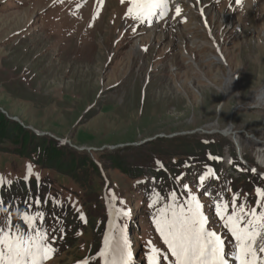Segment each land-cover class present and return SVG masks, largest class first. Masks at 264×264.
Returning <instances> with one entry per match:
<instances>
[{
  "label": "rangeland",
  "instance_id": "374dc122",
  "mask_svg": "<svg viewBox=\"0 0 264 264\" xmlns=\"http://www.w3.org/2000/svg\"><path fill=\"white\" fill-rule=\"evenodd\" d=\"M182 1L186 21L149 26L129 17L130 0H0V112L100 171L76 180L0 150V217L13 231H48L49 264H105V240L109 258L126 241L131 264H149L150 248L164 252L155 218L173 195L194 194L224 231L217 211L233 210L210 216L200 191L203 180L216 187L210 176L237 211H264V0H199L203 15ZM230 126L242 148L221 133Z\"/></svg>",
  "mask_w": 264,
  "mask_h": 264
},
{
  "label": "snow or ice",
  "instance_id": "6c2138e0",
  "mask_svg": "<svg viewBox=\"0 0 264 264\" xmlns=\"http://www.w3.org/2000/svg\"><path fill=\"white\" fill-rule=\"evenodd\" d=\"M130 3L128 15L132 19H147L155 15L157 9L162 17L167 12V0H130ZM179 12L177 7L176 13ZM257 195L264 197V191L258 189ZM189 196L187 201L176 203L173 195V204L157 212L155 227L170 254V257L164 255L163 259L171 258V264H228L225 240L206 227L207 217L201 211L203 205L194 194L189 193ZM227 208L228 205H223L225 212ZM217 215L235 239L234 262L264 264V255H261L264 254V211L257 212L256 208L246 211L244 205H240L238 211L233 208L231 215L221 211H217ZM23 220L31 224L27 215ZM13 228L9 215L0 217V264H43L51 258L55 249L46 233L36 232L34 228L32 233L20 229L12 231ZM109 247L108 240H105V251L99 254L105 258V264H131V252L126 241L112 247L111 258ZM150 252L149 264H160V249L152 247Z\"/></svg>",
  "mask_w": 264,
  "mask_h": 264
},
{
  "label": "trees",
  "instance_id": "16d2710c",
  "mask_svg": "<svg viewBox=\"0 0 264 264\" xmlns=\"http://www.w3.org/2000/svg\"><path fill=\"white\" fill-rule=\"evenodd\" d=\"M13 122L14 121H10L9 119L7 120L2 111L0 112V150L6 145H11L13 147L16 146L19 148L16 152L20 157L30 159L34 155H37L38 159L36 162L38 165H45L48 169L58 172L62 177L64 176L63 174H70L72 178L77 180L78 178L76 175L78 171L83 169L84 180H87L89 176L87 168H90L96 173L100 174L98 165H96V163H94L89 157L85 156L84 158H67L64 156L67 146H58L54 139L48 140L37 135L35 132L25 130V127L23 126L24 128H22L19 126L18 122ZM211 148L212 147L209 149ZM112 163H114V159H112ZM234 167L237 168V165H234ZM115 168L120 169L123 172L126 170L124 165H117ZM84 171H87V173H84ZM246 175L241 176L238 182H245L246 177L244 176ZM142 176V172L136 174L137 178ZM218 184H220V181H218L216 186H218ZM44 233L47 234L48 231ZM97 235L98 233L96 231L94 239H97ZM62 245L67 247L65 243ZM62 245L61 250L63 251ZM96 254L97 252L92 253V256Z\"/></svg>",
  "mask_w": 264,
  "mask_h": 264
},
{
  "label": "bare ground",
  "instance_id": "6f19581e",
  "mask_svg": "<svg viewBox=\"0 0 264 264\" xmlns=\"http://www.w3.org/2000/svg\"><path fill=\"white\" fill-rule=\"evenodd\" d=\"M171 1H173V5H175L176 6V8L177 7H179V9H181L182 7H183V5L186 3L185 1H182V0H171ZM199 4L197 5V6H201V8H200V11H199V13H201V15H203V14H205L204 13V11H209V13H210V9L209 8H211L210 7V4H207V3H203V2H199V0H196ZM201 1V0H200ZM87 2V1H86ZM62 3V2H61ZM68 3H70V2H68ZM56 4V3H55ZM70 6V5H69ZM122 6V5H121ZM176 8H175V12H176ZM191 10L192 9H195L194 8V6L192 5V6H190L189 7ZM198 8V7H197ZM198 13V14H199ZM208 13V12H207ZM108 14V13H107ZM206 16H208V15H206ZM75 18V17H74ZM136 20H138V22H143V23H146V24H149V25H151V23H152V16L151 17H149V18H147V19H144V20H141V19H136ZM135 20V21H136ZM222 23V25H226V20L225 19H223V21L221 22ZM155 24V23H154ZM164 24V23H163ZM11 25V24H10ZM161 28V27H160ZM159 29V28H158ZM154 30V29H153ZM155 34V33H154ZM155 35H157V34H155ZM26 36V35H25ZM56 45V44H55ZM255 102H257V104H259V105H264V86L262 87V89L260 90V92L257 94V97H255ZM258 105V106H259ZM257 107V106H256ZM264 107V106H263ZM214 128V127H213ZM216 132V131H215ZM223 135H225V136H230V137H232L233 138V140H235L236 141V143H237V145H238V147L239 148H242V142H241V139H240V137H239V135H238V133H236L235 132V129H233V127L232 126H230V127H228L227 129H225L224 131H222L221 132ZM258 154H259V158H260V160H259V165H262L263 167H264V148L262 147L261 148V150H259V152H258Z\"/></svg>",
  "mask_w": 264,
  "mask_h": 264
},
{
  "label": "water",
  "instance_id": "95a60500",
  "mask_svg": "<svg viewBox=\"0 0 264 264\" xmlns=\"http://www.w3.org/2000/svg\"><path fill=\"white\" fill-rule=\"evenodd\" d=\"M1 111H2V113L4 114L5 112L1 109ZM10 120H13V121H15V122H18V123H20V121H19V119L18 118H14V117H8ZM22 126H23V124L22 123H20ZM36 134H38V135H41L39 132H37V131H35V130H33ZM82 150H85V149H83L82 148Z\"/></svg>",
  "mask_w": 264,
  "mask_h": 264
}]
</instances>
